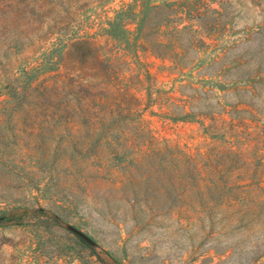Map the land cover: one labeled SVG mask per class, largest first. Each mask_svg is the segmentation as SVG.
<instances>
[{"label": "rangeland", "instance_id": "374dc122", "mask_svg": "<svg viewBox=\"0 0 264 264\" xmlns=\"http://www.w3.org/2000/svg\"><path fill=\"white\" fill-rule=\"evenodd\" d=\"M0 264H264V0H0Z\"/></svg>", "mask_w": 264, "mask_h": 264}]
</instances>
